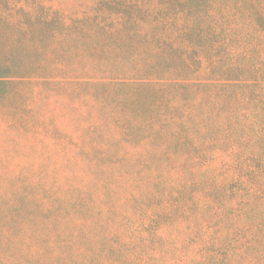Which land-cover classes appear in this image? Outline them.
Returning <instances> with one entry per match:
<instances>
[{"label":"trees","instance_id":"1","mask_svg":"<svg viewBox=\"0 0 264 264\" xmlns=\"http://www.w3.org/2000/svg\"><path fill=\"white\" fill-rule=\"evenodd\" d=\"M118 1L95 23L97 63H79L98 77L53 82L96 108L54 149L89 174L65 189L64 263L264 264V0Z\"/></svg>","mask_w":264,"mask_h":264},{"label":"rangeland","instance_id":"2","mask_svg":"<svg viewBox=\"0 0 264 264\" xmlns=\"http://www.w3.org/2000/svg\"><path fill=\"white\" fill-rule=\"evenodd\" d=\"M113 2L117 0H0V56L10 54L7 75L14 76L11 85H0V264H38L41 251L47 261L54 252L65 264L72 231L65 189L80 185L89 174L84 161L54 149L79 143L77 128L87 124L80 121L82 114H95L96 108L91 101L82 105L83 96L68 95L53 82L98 77L83 72L79 63L84 57L97 63L100 44L95 49L92 38L97 43L102 34L95 23L101 15L113 17ZM114 53L109 43L108 64ZM54 205L58 215L48 211ZM70 221L81 223V215ZM79 227L87 230L82 223ZM80 229L73 227L78 247Z\"/></svg>","mask_w":264,"mask_h":264}]
</instances>
